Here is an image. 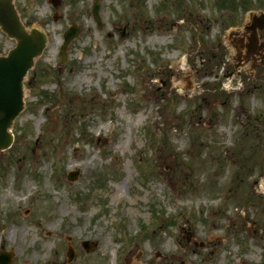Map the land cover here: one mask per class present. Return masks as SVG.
<instances>
[{
  "label": "rangeland",
  "instance_id": "obj_1",
  "mask_svg": "<svg viewBox=\"0 0 264 264\" xmlns=\"http://www.w3.org/2000/svg\"><path fill=\"white\" fill-rule=\"evenodd\" d=\"M27 1L15 4L48 43L26 76L14 143L0 151L10 264H264V66L239 73L230 45L229 59L209 62L207 50L201 60L198 19L172 23L162 0H98L101 27L96 0ZM72 22L82 32L61 64ZM14 44L0 28V53ZM15 227L26 241L14 248Z\"/></svg>",
  "mask_w": 264,
  "mask_h": 264
},
{
  "label": "water",
  "instance_id": "obj_2",
  "mask_svg": "<svg viewBox=\"0 0 264 264\" xmlns=\"http://www.w3.org/2000/svg\"><path fill=\"white\" fill-rule=\"evenodd\" d=\"M94 13L100 20L97 3ZM0 25L10 36L18 39L17 47L8 56H0V147H7L12 141V134L7 131V127L23 107V76L33 64L34 57L42 51L46 35L38 27L29 31L25 28L12 0H0ZM78 32L79 28L75 27L66 33L64 47Z\"/></svg>",
  "mask_w": 264,
  "mask_h": 264
},
{
  "label": "flooded vegetation",
  "instance_id": "obj_3",
  "mask_svg": "<svg viewBox=\"0 0 264 264\" xmlns=\"http://www.w3.org/2000/svg\"><path fill=\"white\" fill-rule=\"evenodd\" d=\"M242 1V0H241ZM241 6H246L249 8L250 12H264V0H248L247 4H242ZM201 23H206V19L200 17ZM239 15L235 11L233 17L230 21L223 20L225 28H232L228 38L230 42L235 46L236 55L239 59L245 60H261L264 62V26L259 28L256 24H250L245 26V22L239 24ZM219 45L222 44L221 40Z\"/></svg>",
  "mask_w": 264,
  "mask_h": 264
},
{
  "label": "bare ground",
  "instance_id": "obj_4",
  "mask_svg": "<svg viewBox=\"0 0 264 264\" xmlns=\"http://www.w3.org/2000/svg\"><path fill=\"white\" fill-rule=\"evenodd\" d=\"M44 29V28H43ZM6 197V195L2 196V199H4ZM25 223H22V226H24ZM41 226H43L41 224ZM9 234H10V239L15 238L16 237V241L11 242V246H13L14 248L19 245L24 243V241H26V236L23 234V231H19L18 229L15 228H11L9 229ZM217 264H222V259H219Z\"/></svg>",
  "mask_w": 264,
  "mask_h": 264
}]
</instances>
